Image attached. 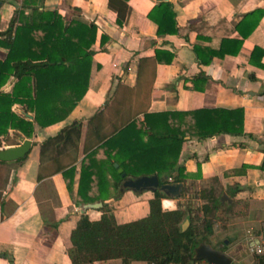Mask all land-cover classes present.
Here are the masks:
<instances>
[{
  "label": "crops",
  "instance_id": "obj_1",
  "mask_svg": "<svg viewBox=\"0 0 264 264\" xmlns=\"http://www.w3.org/2000/svg\"><path fill=\"white\" fill-rule=\"evenodd\" d=\"M5 1L0 32L7 30L22 3ZM108 2L37 1L40 6L57 10L65 21L76 15L94 21L98 31L84 97L62 121L45 128L34 125L26 160L0 163V264H71L67 255L72 246L70 237L81 215L86 214L91 221L102 215L99 210L83 212L82 206L75 203L86 145L88 150L95 147L97 133H109L134 116L142 121L144 112L198 109L244 111L242 135L222 134L200 142L187 136L181 162L193 175L200 160L201 176L188 182L215 183L221 197L230 199L222 206L235 209L233 216H217L214 233L206 242L221 249L232 264H256L259 254L251 252L247 240L249 235L264 238V57L252 62L250 54L254 47L264 51V15L236 55L213 58L202 65L193 48L218 50L222 40L241 39L235 26L244 15L264 10V0H129V13L121 27ZM159 2L169 4L174 13V35L159 37L157 25L147 18ZM102 35L108 38L103 45ZM156 50L173 54L172 62L156 63ZM5 57L6 52L0 49V60ZM141 59L150 61L140 65ZM11 88L12 79L2 90L10 92ZM108 106L110 113L106 112ZM21 110L19 105L12 107L15 113ZM99 111L107 116L95 131V124L88 122ZM73 122L81 123L80 137L58 150L56 144H48L42 155L39 145ZM70 167L75 168L72 194L61 174ZM151 198V192L124 191L106 203L116 222L125 224L145 217ZM164 201L167 209L175 208L176 200ZM95 264L123 263L109 260Z\"/></svg>",
  "mask_w": 264,
  "mask_h": 264
},
{
  "label": "trees",
  "instance_id": "obj_2",
  "mask_svg": "<svg viewBox=\"0 0 264 264\" xmlns=\"http://www.w3.org/2000/svg\"><path fill=\"white\" fill-rule=\"evenodd\" d=\"M37 1L22 0L7 30L0 32V49L6 52L5 59L0 60V149L18 146L31 139L34 125L45 128L65 119L88 90L92 47L98 26L80 15L65 21L57 10L40 6ZM128 1L108 2L119 27L129 13ZM5 2L0 0V19ZM263 15L264 10L244 15L235 26L241 39L222 40L218 50L194 47L197 59L202 65H208L213 58L236 55ZM147 18L157 25L159 37L176 34L174 13L169 4L159 2ZM107 40L102 35L100 44ZM263 57L264 51L254 47L250 61ZM173 58L174 55L167 51H155L154 61L158 64L171 63ZM149 61L141 59L140 65H148ZM10 79L12 88L6 92L2 88ZM15 105L21 106L22 110L13 112ZM106 109V112H111V107ZM105 116L104 111H99L88 123L95 124L94 130L97 131L98 123ZM243 122L242 109L144 112L142 121L134 116L132 120L114 126L109 133H97L95 147L90 150L87 145L85 147L75 203L77 206L103 203L99 209L102 215L96 221L89 220L86 214L81 215L70 237L72 246L67 255L71 264L109 260H121L123 264L135 261L207 264L194 261L193 255L194 249L214 233L218 220L216 213L221 207L220 194L216 196L218 191L215 189L208 192L210 200L202 205L199 212L190 205L179 206L177 202L175 208L163 209L162 200L171 198L156 191L148 201V214L125 224L116 222L106 202L119 196V186L123 181L117 172L119 168L130 178L151 175H157L160 180L167 178L160 184H185L197 179L201 176V161L197 159V171L193 175L186 172L181 162L185 138L194 137L200 142L222 134L240 136L244 133ZM10 130L13 132L11 136ZM80 133L81 123L73 122L55 138L40 144L41 154L48 144H56L57 150L59 146L66 148L80 137ZM26 157L17 162L26 160ZM261 168L264 169V163ZM74 173V167L61 173L69 194L73 191ZM185 222L188 226L182 230ZM255 261L256 264H264V255L256 256Z\"/></svg>",
  "mask_w": 264,
  "mask_h": 264
},
{
  "label": "water",
  "instance_id": "obj_3",
  "mask_svg": "<svg viewBox=\"0 0 264 264\" xmlns=\"http://www.w3.org/2000/svg\"><path fill=\"white\" fill-rule=\"evenodd\" d=\"M1 4V3H0ZM31 142L25 140L21 145L9 147L6 149H0V162L12 163L22 160L30 152ZM115 168H118L117 164H114ZM118 174L121 175L123 181L120 185V192L131 191L134 193L151 192L155 193L160 191L171 199H178L183 191V184H160L164 180H160L157 175L140 176L137 178L126 177L123 170L119 168ZM230 202V199L226 196L220 198L221 204L224 202ZM103 207V203L85 204L82 205L83 212L88 210H99ZM188 226V222H185L182 226V230H185ZM194 261L205 262L207 264H232V260L221 250L212 247L206 241H202L195 249L193 255Z\"/></svg>",
  "mask_w": 264,
  "mask_h": 264
},
{
  "label": "rangeland",
  "instance_id": "obj_4",
  "mask_svg": "<svg viewBox=\"0 0 264 264\" xmlns=\"http://www.w3.org/2000/svg\"><path fill=\"white\" fill-rule=\"evenodd\" d=\"M121 185V184H120ZM215 183H201V184H195V183H185L183 184V191L181 193V198L177 199V205L179 206H186V205H190L191 208L193 210L196 211H200V208L202 207V205L207 202L208 200H210L209 196L210 193L208 194V192L211 189H215V191H218L216 193V196L219 195V190L218 188L215 187ZM120 188V186H119ZM120 190V189H119ZM183 195V197H182ZM221 198V194L220 197ZM224 204H226V202H224ZM165 206H168L167 202H164ZM223 204H221V207L219 208V210L216 213V216H233V212H235L233 210H229L228 208H226L225 206H222ZM167 208V207H166ZM201 216V213H199Z\"/></svg>",
  "mask_w": 264,
  "mask_h": 264
},
{
  "label": "built area",
  "instance_id": "obj_5",
  "mask_svg": "<svg viewBox=\"0 0 264 264\" xmlns=\"http://www.w3.org/2000/svg\"><path fill=\"white\" fill-rule=\"evenodd\" d=\"M164 202L162 203V207L163 209H167L168 206H165ZM247 244L251 252H253L254 254L264 255V238H258V237L249 235Z\"/></svg>",
  "mask_w": 264,
  "mask_h": 264
}]
</instances>
